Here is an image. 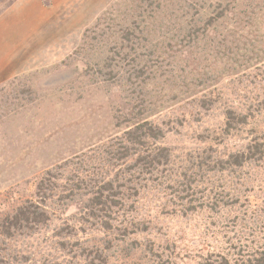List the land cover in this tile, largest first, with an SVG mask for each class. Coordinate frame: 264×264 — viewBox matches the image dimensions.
I'll return each instance as SVG.
<instances>
[{"label": "rangeland", "instance_id": "1", "mask_svg": "<svg viewBox=\"0 0 264 264\" xmlns=\"http://www.w3.org/2000/svg\"><path fill=\"white\" fill-rule=\"evenodd\" d=\"M32 1L37 19L23 26L21 37L33 36L34 48L28 57L19 52L20 63L14 59L10 79L0 83V259L203 264L221 252L238 255L227 245L235 237L245 244L244 260L259 258L254 252L264 250V158L249 157L246 149L255 132H264V5L244 0L251 2L244 11L225 7L229 0ZM15 3L21 11L23 0H0V18ZM138 16L139 27H130ZM127 27L134 33L129 39ZM188 29L193 33L186 36ZM123 56L144 63L145 73L123 79ZM172 61L192 63L195 71ZM172 64L176 70L169 71ZM142 78L144 88L154 90L144 94L146 108L137 116L127 89ZM227 108H237L246 121L230 134ZM138 120L160 130L154 142L169 157L162 176L171 201L147 185L116 211L105 201L93 204L97 192H109L97 178L116 190L127 174L149 171L138 157L158 151L152 142L136 149L131 143L130 155H118ZM111 161V173L98 177ZM48 171L55 185L51 193H39L36 184ZM148 177L152 182V173ZM179 179L181 194L172 186ZM23 206L39 212V221L11 220ZM174 211L186 217L166 214ZM203 218L214 234L201 225Z\"/></svg>", "mask_w": 264, "mask_h": 264}, {"label": "trees", "instance_id": "2", "mask_svg": "<svg viewBox=\"0 0 264 264\" xmlns=\"http://www.w3.org/2000/svg\"><path fill=\"white\" fill-rule=\"evenodd\" d=\"M182 2H185V0H179ZM187 2H191L192 0H186ZM230 2H226L225 7L227 8H231V7H237L240 10H248L249 6L251 5V2H245L244 0H229ZM235 1V2H234ZM241 1V2H239ZM172 2H178V0H172ZM258 2L263 6L264 5V0H258ZM220 14V12H219ZM142 22V19L138 16L137 18H135L133 20V24L130 27H134V28H138L140 23ZM194 31H197L196 26L193 27ZM125 36L127 39L130 38V36H133L134 33L132 31L131 28H126L125 30ZM148 33V31H147ZM193 32L188 29L186 32V36L191 35ZM151 53V52H150ZM118 53H115V57H113V59H116ZM143 55V54H141ZM120 58V57H119ZM121 60H123L124 62V72H123V79H126L127 81L132 78L133 75L135 76H141V74L145 73V64L139 62L138 60L136 61L134 58H125L124 56L122 58H120ZM157 61H159L157 59ZM195 62V60H193ZM173 63L176 64L177 67H179L180 69H182L183 71H186L187 69H191V71H195V68H193L194 66L192 65V63L190 64H181L177 61H172ZM176 66L174 64L171 65L169 71H174L176 70ZM190 71H188L189 73ZM108 74V73H107ZM110 75V74H108ZM115 76L118 78V74H115ZM159 77V75L156 74V71L153 72V70L151 71V78H154L155 81L156 79ZM148 78V77H146ZM140 81L136 86L134 87H129L127 89V93L129 95H131L132 97H129L127 99L131 100V98L134 99V103H132V108L135 110L136 109V115L140 116L144 110H145V106H146V99L144 98V94L150 92L152 89L154 90V87H151L149 89H145L144 87V83H143V78L140 79ZM154 81V82H155ZM153 82V85H154ZM132 84V83H131ZM148 88V87H147ZM226 118V129L225 132H227V134H230L231 131L233 129H237V126L239 125L241 128V123H246L245 121V116L243 114L239 113V110L237 108L235 109H230L227 108L226 112H225V117ZM140 119V118H139ZM134 126L133 128H131L127 134V139L129 145L127 146H120V148H122V150L118 153V155H126V154H131L129 153L132 149V144L131 143H136L137 145L134 147L135 149L138 146H144L146 143L148 142H152L151 146H154L153 149H158L157 152H154V154H152L151 156H142V157H138V160H141L144 165V167H147V169L149 171H144L143 168H139L136 170L135 172H131L127 175H130L128 177H125L123 181H118L116 182V190H110L113 187V184L111 183L110 180L107 181H102L105 178H97L96 182L100 183V185L102 187H108V191L109 192H105L106 195H102L100 192H97L96 195H94L95 197V202L93 201V204L97 205V204H103L105 202L110 203L109 207L116 211V208L120 205H122V203L124 202L125 199L129 200L133 195H140V190L143 189V187L147 188V185H152L153 187H155L157 189V191L161 192L163 191L164 193V197H166L167 202L171 201V199L169 198L170 192L169 190H171V186L169 185L168 180L162 176L164 175V173L166 172V165L169 162V157L167 152L165 153L164 151V147H157L155 146V142L157 141V139L159 138L158 136L160 135V130L158 129L157 125L153 124L150 121H137L134 122ZM255 139L253 138L252 144L251 146H248V148L246 149V153L249 155V157H253V156H258L259 159L261 160V157L264 158V132H255ZM148 140V141H147ZM152 148V147H151ZM134 150V149H133ZM146 155V154H145ZM201 155L203 157L206 156L205 152H202ZM236 157H245V154L243 153L242 155H236ZM162 165V169L159 170V168H161ZM115 167V166H114ZM112 161L111 163L106 166L103 170H101L99 172L98 177H101L105 174H110L111 171L114 169ZM128 170H132L131 166L128 168ZM159 170V171H158ZM125 170L122 169L121 172L123 173ZM154 176V178L150 179L152 182H149V174H151ZM55 175L51 172H47V174L37 182L36 184V188L39 191V193H51L52 191V187L55 185V182H53L52 178ZM73 178H75V180H77V182H81L82 179L80 177H76L73 176ZM176 183H172V186L175 190L176 186H179V189L177 190L179 192V194H181L184 190L181 188L180 190V184L182 183L181 180H175ZM78 186V185H76ZM188 188L189 186L186 185ZM103 188H99V190H102ZM261 190L260 185L257 188V192H259ZM181 198V196H179ZM238 197V195H237ZM105 198V199H104ZM230 200L233 201L232 197H229ZM183 200H187V198L183 199ZM105 201V202H104ZM186 201V202H187ZM182 202V201H181ZM234 202V201H233ZM28 205V204H26ZM160 206V210H166L163 205L162 202L159 203ZM28 207L30 208V205H28ZM188 208L191 207V204L189 203L187 205ZM26 207L23 206L21 207V209H17V211L15 212V214H13V219L14 221H18V220H22L24 222H32V223H36L37 221H39V219L37 218L39 215V212H29L26 211L25 209ZM192 209V208H190ZM190 209H186L187 211ZM167 211V210H166ZM175 212V211H174ZM166 212V214L175 217V215L186 217V213L183 211H179V212ZM236 218V216H235ZM10 220V218H7L5 220V222H3V225H6L8 223V221ZM199 221V220H198ZM201 225H203V227L205 229H208L209 232L211 234H214V231H210V225L211 222H206L205 218L200 220ZM264 223V220L261 221V225ZM108 224V222H107ZM209 234V233H208ZM252 243V241L250 242ZM229 247H231L234 252L238 255H235L234 253L230 255V257L228 258L226 254H223L222 252L220 254H218L216 259H207V261L205 260L203 262V264H264V250L262 248V250L259 251H255V254H259V258H249L248 260H244L241 257V253L244 252L245 250V244L242 243V241L239 239L238 241H236V237H235V241L232 242H228L227 244ZM250 245V244H249ZM246 247H248L246 245ZM227 249V248H226ZM223 249V250H226ZM14 258H12L10 255H3L2 259H0V264H14L16 262L13 261Z\"/></svg>", "mask_w": 264, "mask_h": 264}, {"label": "crops", "instance_id": "3", "mask_svg": "<svg viewBox=\"0 0 264 264\" xmlns=\"http://www.w3.org/2000/svg\"><path fill=\"white\" fill-rule=\"evenodd\" d=\"M30 0H23L24 6L21 8V11L17 9L18 3L13 4L7 10H5L0 18V23L3 29H0V83L8 81L10 79L11 69L8 67L13 62L14 59H18L20 63V57H28V54L32 52L29 48H34L35 43L32 41V37L30 35L23 40L22 35H26L23 26L28 25L31 21L36 20L35 13L38 11L37 1H30L35 4H31ZM29 2V3H28ZM12 21L10 25H7V22ZM6 22V23H5ZM6 24V27L3 25ZM40 25L35 26V28L39 29ZM3 33V35H1ZM32 35V34H31ZM3 39H6L3 41ZM18 39L22 40L23 43L15 48ZM19 40V42H20ZM34 44V45H33ZM15 61V60H14ZM22 67V65L17 66ZM15 72H18L15 70Z\"/></svg>", "mask_w": 264, "mask_h": 264}]
</instances>
